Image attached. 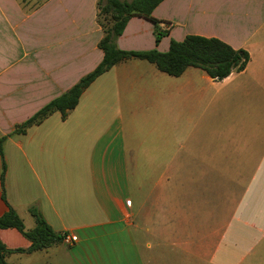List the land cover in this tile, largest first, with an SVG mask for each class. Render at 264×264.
Listing matches in <instances>:
<instances>
[{"label": "crops", "instance_id": "1", "mask_svg": "<svg viewBox=\"0 0 264 264\" xmlns=\"http://www.w3.org/2000/svg\"><path fill=\"white\" fill-rule=\"evenodd\" d=\"M99 0H0V137L7 202L25 229L37 207L62 242L9 252V264H264V0H163L116 43L167 52L188 35L245 49L216 81L140 58L118 62L64 118L16 127L103 60ZM163 31L159 42L157 35ZM0 217L9 209L2 196ZM0 243L25 249L17 228Z\"/></svg>", "mask_w": 264, "mask_h": 264}, {"label": "trees", "instance_id": "2", "mask_svg": "<svg viewBox=\"0 0 264 264\" xmlns=\"http://www.w3.org/2000/svg\"><path fill=\"white\" fill-rule=\"evenodd\" d=\"M47 0H19L20 4L28 11L34 10ZM163 0H99L98 22L104 30V36L99 46L104 51L101 63L90 73L85 75L71 89L61 96L53 99L39 112L25 123L18 125L15 132L24 133L31 124L41 122L52 112L59 110L65 118L79 103L84 90L103 73L110 70L118 62L129 58L148 60L163 72L172 76H179L188 67H197L206 71L216 81H221L235 71H242L250 61V54L245 49H235L231 45L216 37L201 35H188L182 41L171 42L167 52L150 50L144 52L126 51L117 46V39L123 33L129 19L133 15H142L157 22L152 16L155 7ZM104 15L106 21L101 20ZM163 31H159V42ZM5 137H0V154L2 157V196L7 202L5 192L6 162L2 143ZM8 203V202H7ZM9 209L0 217L1 228H17L31 241L28 250L9 249L0 243V264H9L5 257L9 252H32L45 249L54 243L62 242L64 235L56 233L46 221L37 207L30 209L35 217L36 226L32 230H26L25 225L15 209L9 205Z\"/></svg>", "mask_w": 264, "mask_h": 264}, {"label": "built area", "instance_id": "3", "mask_svg": "<svg viewBox=\"0 0 264 264\" xmlns=\"http://www.w3.org/2000/svg\"><path fill=\"white\" fill-rule=\"evenodd\" d=\"M77 240V236L73 234H64L63 242L67 244H72Z\"/></svg>", "mask_w": 264, "mask_h": 264}, {"label": "rangeland", "instance_id": "4", "mask_svg": "<svg viewBox=\"0 0 264 264\" xmlns=\"http://www.w3.org/2000/svg\"><path fill=\"white\" fill-rule=\"evenodd\" d=\"M35 0H32V3L34 2ZM101 20L103 21V22H105L106 21V19H105V16L104 15H102L101 16Z\"/></svg>", "mask_w": 264, "mask_h": 264}]
</instances>
